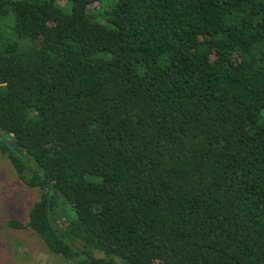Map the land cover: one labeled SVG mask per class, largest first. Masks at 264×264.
Here are the masks:
<instances>
[{
  "label": "trees",
  "instance_id": "16d2710c",
  "mask_svg": "<svg viewBox=\"0 0 264 264\" xmlns=\"http://www.w3.org/2000/svg\"><path fill=\"white\" fill-rule=\"evenodd\" d=\"M0 153L70 264H264V0H0Z\"/></svg>",
  "mask_w": 264,
  "mask_h": 264
},
{
  "label": "rangeland",
  "instance_id": "374dc122",
  "mask_svg": "<svg viewBox=\"0 0 264 264\" xmlns=\"http://www.w3.org/2000/svg\"><path fill=\"white\" fill-rule=\"evenodd\" d=\"M104 11L95 12L100 21ZM39 199V190L28 187L0 153V264H70L50 254L43 240L28 227L8 226L10 220L27 224L29 211Z\"/></svg>",
  "mask_w": 264,
  "mask_h": 264
}]
</instances>
